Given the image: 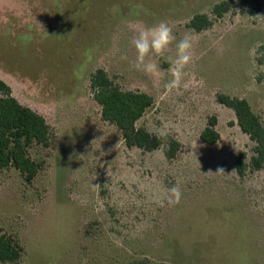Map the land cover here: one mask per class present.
I'll return each instance as SVG.
<instances>
[{"label": "rangeland", "instance_id": "obj_1", "mask_svg": "<svg viewBox=\"0 0 264 264\" xmlns=\"http://www.w3.org/2000/svg\"><path fill=\"white\" fill-rule=\"evenodd\" d=\"M223 1L239 7L216 19ZM241 1L0 0V79L52 132L49 146L28 150L40 165L31 183L13 166L0 169V233L24 248L12 264H264V169L239 176V154L251 165L256 143L218 101L246 99L264 124V9L241 12ZM198 14L214 25L189 28ZM160 21L176 41L146 58L159 68L149 75L131 67L130 41ZM185 36L193 59L183 86L167 92L169 58ZM97 69L154 98L137 126L166 129L161 137L182 145L175 159L167 144L128 148L103 120L91 90ZM212 117L214 146L201 140ZM174 185L182 199L169 207Z\"/></svg>", "mask_w": 264, "mask_h": 264}, {"label": "trees", "instance_id": "obj_2", "mask_svg": "<svg viewBox=\"0 0 264 264\" xmlns=\"http://www.w3.org/2000/svg\"><path fill=\"white\" fill-rule=\"evenodd\" d=\"M241 6V12L249 9L252 14H258L264 9V0H242ZM238 7L236 2L223 1L213 7L212 13L216 19H221ZM213 25L214 20L208 15L198 14L190 21L188 27L202 32ZM91 90L95 100L102 107L103 120L117 126L128 148L153 152L167 144L166 157L169 160L177 157L182 149L178 140L171 137L165 139L137 126L154 104L151 95L120 89L104 69H97L92 74ZM218 101L234 111L242 132L256 143V155L252 158L251 165L247 164L245 153L239 154L236 162L239 176L245 177L249 169H264V124L260 117L254 113L246 99L219 94ZM217 124V119L212 117L201 134V140L210 146L216 145L221 139L216 129ZM51 139V127L46 119L21 104L13 96L11 87L0 79V169L13 166L31 183L38 176L40 165L31 159L28 150L33 145L47 147L51 144ZM23 252L24 248L17 241L0 233V263H16L21 260Z\"/></svg>", "mask_w": 264, "mask_h": 264}, {"label": "clouds", "instance_id": "obj_3", "mask_svg": "<svg viewBox=\"0 0 264 264\" xmlns=\"http://www.w3.org/2000/svg\"><path fill=\"white\" fill-rule=\"evenodd\" d=\"M176 41V37L172 28L166 21H160L158 24L146 28L139 32L138 36L132 38L130 43L136 50L135 61L132 62L131 67L137 71H143L145 74H156L159 71L158 65L152 62H146V58L150 54L161 56L170 44ZM192 39L185 36L176 42V56L169 58L171 60V79L164 84L167 92L179 90L184 84V77L186 75L184 69L192 62ZM126 55L121 56V60H127ZM167 130L162 129L161 136H166ZM223 170H218V173ZM182 199V192L178 185L171 187L166 194V203L169 207H175L180 204Z\"/></svg>", "mask_w": 264, "mask_h": 264}]
</instances>
